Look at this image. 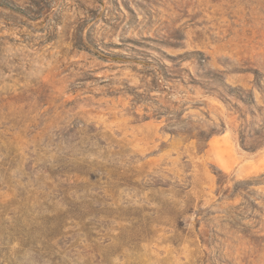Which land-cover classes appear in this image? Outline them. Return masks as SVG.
<instances>
[{
  "label": "rangeland",
  "instance_id": "obj_1",
  "mask_svg": "<svg viewBox=\"0 0 264 264\" xmlns=\"http://www.w3.org/2000/svg\"><path fill=\"white\" fill-rule=\"evenodd\" d=\"M0 264H264V0H0Z\"/></svg>",
  "mask_w": 264,
  "mask_h": 264
}]
</instances>
